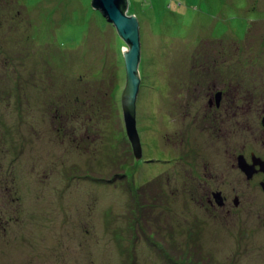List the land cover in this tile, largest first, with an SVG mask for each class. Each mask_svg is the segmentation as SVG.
Instances as JSON below:
<instances>
[{
    "label": "rangeland",
    "instance_id": "rangeland-1",
    "mask_svg": "<svg viewBox=\"0 0 264 264\" xmlns=\"http://www.w3.org/2000/svg\"><path fill=\"white\" fill-rule=\"evenodd\" d=\"M127 1L137 159L92 0H0V264H264V0Z\"/></svg>",
    "mask_w": 264,
    "mask_h": 264
},
{
    "label": "water",
    "instance_id": "water-1",
    "mask_svg": "<svg viewBox=\"0 0 264 264\" xmlns=\"http://www.w3.org/2000/svg\"><path fill=\"white\" fill-rule=\"evenodd\" d=\"M123 2L124 0H92L91 4L92 7L98 10L106 21L115 28L120 38L127 46V50H122L126 70V84L121 94V105L126 133L137 159L140 156L141 150L135 120L136 100L140 87L138 67L140 63L141 44L139 23L133 14H127V9L124 11L121 9ZM220 98L221 92H217L215 94V103L217 105H219ZM261 123L264 127V116ZM238 167L248 179H251L254 174L264 172V160L252 155L251 163H248L243 155H239ZM256 167H259V169L257 170ZM261 188L264 191V182L261 183ZM213 198L218 205H223V199L221 198L220 193L214 194Z\"/></svg>",
    "mask_w": 264,
    "mask_h": 264
},
{
    "label": "trees",
    "instance_id": "trees-1",
    "mask_svg": "<svg viewBox=\"0 0 264 264\" xmlns=\"http://www.w3.org/2000/svg\"><path fill=\"white\" fill-rule=\"evenodd\" d=\"M121 9L124 11L125 9H128V1L127 0H124L123 4L121 5ZM128 14V13H127ZM130 15L131 14H134V13H129ZM118 35V34H117ZM119 36V35H118ZM120 37V36H119ZM121 40V43L124 44V42L122 41V39L120 38ZM123 56V55H122ZM138 205V204H137ZM137 205H136V208H137ZM141 206V205H140ZM146 206L145 205H142L141 207L139 208H142L144 209ZM168 259H171L170 257H168Z\"/></svg>",
    "mask_w": 264,
    "mask_h": 264
},
{
    "label": "flooded vegetation",
    "instance_id": "flooded-vegetation-1",
    "mask_svg": "<svg viewBox=\"0 0 264 264\" xmlns=\"http://www.w3.org/2000/svg\"><path fill=\"white\" fill-rule=\"evenodd\" d=\"M208 104H209V102H208ZM210 106H212V105H214L215 106V108L216 109H219L220 108V105H217L216 103H215V101L212 103V104H209ZM257 169H258V167H256ZM257 175V174H256ZM255 176V175H254ZM223 203H224V205L226 204V199L224 198V200H223Z\"/></svg>",
    "mask_w": 264,
    "mask_h": 264
}]
</instances>
